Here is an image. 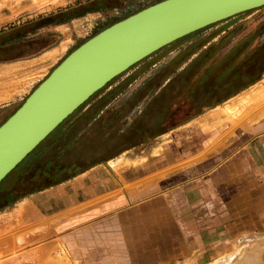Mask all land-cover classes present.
<instances>
[{"label": "crops", "instance_id": "0c3cea01", "mask_svg": "<svg viewBox=\"0 0 264 264\" xmlns=\"http://www.w3.org/2000/svg\"><path fill=\"white\" fill-rule=\"evenodd\" d=\"M67 23L30 35L49 36L35 55L0 61V113L68 48ZM219 66L179 103L183 72L136 114L154 78L111 108L106 89L60 122L0 182V264H218L257 220L264 228V78L242 86ZM191 105L207 110L184 117Z\"/></svg>", "mask_w": 264, "mask_h": 264}, {"label": "water", "instance_id": "95a60500", "mask_svg": "<svg viewBox=\"0 0 264 264\" xmlns=\"http://www.w3.org/2000/svg\"><path fill=\"white\" fill-rule=\"evenodd\" d=\"M264 0H160L69 52L0 124V181L109 81L160 48Z\"/></svg>", "mask_w": 264, "mask_h": 264}, {"label": "rangeland", "instance_id": "374dc122", "mask_svg": "<svg viewBox=\"0 0 264 264\" xmlns=\"http://www.w3.org/2000/svg\"><path fill=\"white\" fill-rule=\"evenodd\" d=\"M86 1L0 0V32L7 31L18 24H22L38 16H45ZM155 1L109 0L108 4L118 8L101 13H90L78 20L67 23L64 28L68 32V41L66 42L68 48L60 53L56 58L55 64L45 69L43 74L33 80L30 78L32 81L28 86L26 85L25 92L20 99L7 111L0 113V124L7 115L12 113L22 103L25 97L47 76L51 69L78 44L95 35L105 25L120 18L122 19L128 13H132ZM216 26L217 29L212 33L213 37H205L204 40L197 42L195 45H191V43L189 45L184 44L188 38L193 39L196 34H201L204 30L206 31L208 28ZM219 28H224V32L220 33ZM180 43L182 44L181 46H179ZM249 59H253L257 64H261L258 69H251L252 75L248 80L252 78L250 83H254L264 78V68H262L264 67V6L242 12L231 18L209 25L160 48L113 78L103 88L90 96L86 102H91L94 98L100 96L104 90L110 88V91L115 90L111 95L113 98L104 103V106L105 108L114 107L124 102L125 98L137 92L144 82L154 78L156 81L155 88L150 90L147 97L145 96L146 98L143 97L141 99V105L137 106L134 111V114H136L135 112L141 110L144 103L151 96L158 94L162 87L175 80V78L177 79L176 76H179L183 72L187 77V87L180 93L178 99L173 100L175 103H179L195 87L198 90V85H201L200 78L210 70L217 68L219 65L220 69L227 67L225 73L227 75L248 63ZM134 70L139 75H134V78L124 87V76L131 74ZM180 80L177 79V82L180 83ZM211 81L209 80L208 82ZM257 87L260 89L257 94L264 93V79ZM248 90H246L245 94H249L250 96L256 94L251 93L252 91L249 93ZM194 93L200 94L201 92L198 93L196 91ZM206 107L204 105H191L188 111L184 112V114L186 113L184 117L190 113H202L207 110ZM179 117H183V115ZM258 221V231L242 235L239 241L236 242V247L230 250L218 264H264V228L260 226ZM262 228V231L259 230ZM249 256L259 260L260 263H248L251 260Z\"/></svg>", "mask_w": 264, "mask_h": 264}, {"label": "trees", "instance_id": "16d2710c", "mask_svg": "<svg viewBox=\"0 0 264 264\" xmlns=\"http://www.w3.org/2000/svg\"><path fill=\"white\" fill-rule=\"evenodd\" d=\"M158 1L160 0H156L155 2H158ZM108 3H109V0H87L84 3H78L74 6H70V7L58 10L56 12H53V13H49L45 16H38L32 20L24 22L7 31L0 32V61L23 59V58H28V57L35 55L38 51H40V49H42L43 46L45 47L46 45H48L47 38L49 37L48 35L47 37H41V38L40 37H29L30 35L34 34L37 29L48 26V25L67 23L73 19L83 17L84 15L88 13L103 12L106 10H113V9L118 8ZM136 11L130 13V15L135 13ZM116 21L117 20L111 23H114ZM111 23H109L107 26H109ZM102 29L103 28H101L100 30ZM12 113H10L9 115H11ZM9 115H7V117ZM28 156L29 154L20 163H18L14 167V169L11 170L9 174H7L6 177H4L0 182L1 183L4 182L7 176L10 175L24 160H26Z\"/></svg>", "mask_w": 264, "mask_h": 264}, {"label": "flooded vegetation", "instance_id": "af4514ba", "mask_svg": "<svg viewBox=\"0 0 264 264\" xmlns=\"http://www.w3.org/2000/svg\"><path fill=\"white\" fill-rule=\"evenodd\" d=\"M261 64H257L255 61H253V59H249L248 63L244 64L243 66H241L240 68H238L237 70L239 71L240 75H241V85L245 86L246 84H248L249 80H247V78H249L252 73H251V69H258V67H260ZM264 68V67H262ZM252 78H250L251 80Z\"/></svg>", "mask_w": 264, "mask_h": 264}, {"label": "bare ground", "instance_id": "6f19581e", "mask_svg": "<svg viewBox=\"0 0 264 264\" xmlns=\"http://www.w3.org/2000/svg\"><path fill=\"white\" fill-rule=\"evenodd\" d=\"M250 257V256H249ZM251 258V257H250ZM248 263H260L259 260L251 258L250 262Z\"/></svg>", "mask_w": 264, "mask_h": 264}]
</instances>
